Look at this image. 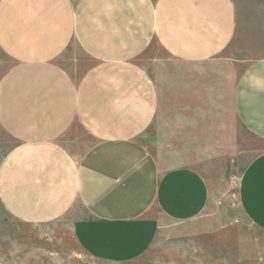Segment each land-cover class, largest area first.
<instances>
[{"label":"crops","instance_id":"1","mask_svg":"<svg viewBox=\"0 0 264 264\" xmlns=\"http://www.w3.org/2000/svg\"><path fill=\"white\" fill-rule=\"evenodd\" d=\"M74 47L84 58H64ZM0 53V206L27 224L82 206L73 230L93 256L136 257L163 219L203 216L221 202L207 164L264 142V0H0ZM238 201L264 230V151Z\"/></svg>","mask_w":264,"mask_h":264},{"label":"rangeland","instance_id":"2","mask_svg":"<svg viewBox=\"0 0 264 264\" xmlns=\"http://www.w3.org/2000/svg\"><path fill=\"white\" fill-rule=\"evenodd\" d=\"M64 56L84 58L83 51L75 47ZM147 56L167 57L157 44L151 46ZM222 56L242 62L236 66L239 73L248 66L244 51L229 47ZM66 59L63 61L68 64ZM150 140L147 136L145 143L168 167L182 161L180 146L175 151L174 146L151 144ZM245 150L246 154L236 161V152L230 150L217 162L220 165L212 169L207 164L208 179L220 204H210L205 214L192 222L163 219L147 249L130 259H103L82 248L73 230L77 216H86L78 204L73 215L47 224L21 222L0 206V264H264V230L245 216L238 201L242 168L264 151V142L248 138Z\"/></svg>","mask_w":264,"mask_h":264}]
</instances>
